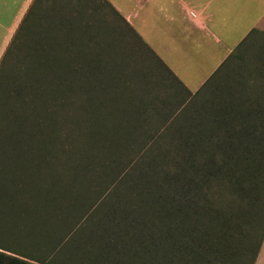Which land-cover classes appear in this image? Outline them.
Instances as JSON below:
<instances>
[{"label": "rangeland", "instance_id": "obj_1", "mask_svg": "<svg viewBox=\"0 0 264 264\" xmlns=\"http://www.w3.org/2000/svg\"><path fill=\"white\" fill-rule=\"evenodd\" d=\"M113 1L0 0L1 181L16 175L44 186L66 184L106 211L121 197L112 194H124L129 206H118L122 210L163 206L166 184L176 189V178L195 174L181 146L206 129L219 96L246 84L264 94V79L243 72L264 55L255 47L264 44L262 37L242 47V59L220 79L193 93L161 66ZM190 64L180 65L184 75L195 71ZM46 67L55 76L46 77ZM220 190L204 186L193 203L225 209L227 194ZM262 208L263 222L246 208L243 215L256 222L234 224L243 226L235 233L247 249L237 264L254 261L264 236Z\"/></svg>", "mask_w": 264, "mask_h": 264}, {"label": "trees", "instance_id": "obj_2", "mask_svg": "<svg viewBox=\"0 0 264 264\" xmlns=\"http://www.w3.org/2000/svg\"><path fill=\"white\" fill-rule=\"evenodd\" d=\"M241 50L237 48L202 89L231 69L233 60H241ZM160 64L180 81L161 60ZM244 69L264 79V55ZM234 72L247 79L238 69ZM44 75L55 76L49 67ZM244 88L223 92L206 129L184 139L181 147L195 174L176 178V189L166 184L168 190L160 193L163 206L138 204L136 210H122L118 206H129L122 200L124 194H112L121 197L106 211L88 204L89 196L73 195L66 184L44 186L33 177L16 175L0 180V264H44L29 252L37 243L59 254L63 245L74 242L77 257L95 264H237L247 249L239 244L244 236L235 233L243 226L234 229V224L256 222L254 215H243L246 208L263 222L264 206V94H253L249 84ZM60 93L65 99L69 91ZM212 185L227 194L225 209L193 203L199 190ZM170 198L185 203L167 205ZM263 240L264 236L252 264Z\"/></svg>", "mask_w": 264, "mask_h": 264}, {"label": "crops", "instance_id": "obj_3", "mask_svg": "<svg viewBox=\"0 0 264 264\" xmlns=\"http://www.w3.org/2000/svg\"><path fill=\"white\" fill-rule=\"evenodd\" d=\"M112 3L124 21L193 93L204 86L235 48L261 37L264 41V0H116ZM255 47L264 48V44ZM183 62H190L188 68L195 71L184 75L180 67ZM75 247L76 242L66 243L59 254H54L48 245L38 247L37 243L29 252L44 264H95L89 258H78L73 252ZM255 264H264V240Z\"/></svg>", "mask_w": 264, "mask_h": 264}]
</instances>
